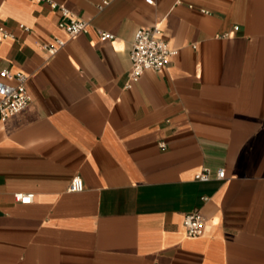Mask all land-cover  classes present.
I'll list each match as a JSON object with an SVG mask.
<instances>
[{
	"label": "crops",
	"instance_id": "1",
	"mask_svg": "<svg viewBox=\"0 0 264 264\" xmlns=\"http://www.w3.org/2000/svg\"><path fill=\"white\" fill-rule=\"evenodd\" d=\"M53 1L87 31L0 0V71L31 95L0 116V264H264V0ZM155 24L177 51L130 80L135 33Z\"/></svg>",
	"mask_w": 264,
	"mask_h": 264
},
{
	"label": "built area",
	"instance_id": "2",
	"mask_svg": "<svg viewBox=\"0 0 264 264\" xmlns=\"http://www.w3.org/2000/svg\"><path fill=\"white\" fill-rule=\"evenodd\" d=\"M48 2L52 7H57L62 13V19L59 21V28L63 29L69 37H74L80 33L87 31V21L72 14L69 9L62 3L53 0H41ZM110 0H102L99 8H102ZM152 3V0H146ZM29 30L28 27L22 26ZM237 26L234 27V30ZM0 34L7 35V31L0 26ZM102 40L113 38V34L107 31L100 32ZM65 40L55 38L53 43L44 45V49L49 56H52L57 50L65 44ZM176 49L171 48L162 36V29L155 24L148 27H140L135 33L130 49L131 68L129 71L130 80H136L145 70H161L169 61V58L176 53ZM1 77H14L15 84L4 82L0 79V116L2 120H6L24 109H26L31 101V95L27 86L28 76L23 72L11 74L8 69L0 71ZM224 168L217 170L219 178L224 177ZM210 170L207 167L202 168L197 175L200 180H208ZM84 188V182L81 177L74 176L69 184V191H81ZM16 200L22 203H28L32 200L31 193H17ZM186 232L190 236L200 235L203 232L205 218L199 210H192L184 215L183 219Z\"/></svg>",
	"mask_w": 264,
	"mask_h": 264
}]
</instances>
